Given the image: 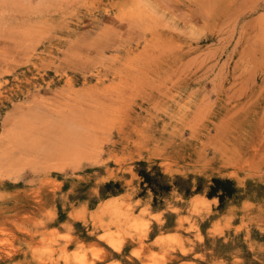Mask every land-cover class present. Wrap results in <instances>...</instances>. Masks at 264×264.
Returning <instances> with one entry per match:
<instances>
[{"label":"rangeland","instance_id":"rangeland-1","mask_svg":"<svg viewBox=\"0 0 264 264\" xmlns=\"http://www.w3.org/2000/svg\"><path fill=\"white\" fill-rule=\"evenodd\" d=\"M0 264H264V0H0Z\"/></svg>","mask_w":264,"mask_h":264},{"label":"crops","instance_id":"crops-1","mask_svg":"<svg viewBox=\"0 0 264 264\" xmlns=\"http://www.w3.org/2000/svg\"><path fill=\"white\" fill-rule=\"evenodd\" d=\"M155 206H156L155 203H153V205L151 207V215L152 216L158 215L161 212L162 213H166L165 210H163L162 208L157 209ZM160 206H162V204H160ZM184 216L185 215L176 214L174 216L173 223H172L173 225H172V228L171 229H170V227H167V225L166 226L159 227V224L154 219H150V224H151V227H153L154 231H152L150 233V239H148L149 244L154 243L155 240L157 238H159V237H165V236L166 237H172L176 233L173 230H175L176 228H178V224H177L178 218L184 217ZM162 217L164 218L165 215H162ZM162 230H165V231H162Z\"/></svg>","mask_w":264,"mask_h":264}]
</instances>
